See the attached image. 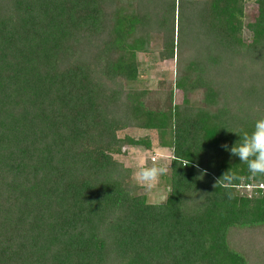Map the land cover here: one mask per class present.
Listing matches in <instances>:
<instances>
[{
    "label": "trees",
    "instance_id": "1",
    "mask_svg": "<svg viewBox=\"0 0 264 264\" xmlns=\"http://www.w3.org/2000/svg\"><path fill=\"white\" fill-rule=\"evenodd\" d=\"M262 116L264 0H0V264H264V177L223 147ZM127 129L176 157L162 202Z\"/></svg>",
    "mask_w": 264,
    "mask_h": 264
},
{
    "label": "clouds",
    "instance_id": "2",
    "mask_svg": "<svg viewBox=\"0 0 264 264\" xmlns=\"http://www.w3.org/2000/svg\"><path fill=\"white\" fill-rule=\"evenodd\" d=\"M233 132L240 136L239 141L230 149L227 145L223 147L233 156L239 157L241 163L247 165L250 178L264 177V116L255 121L251 131L239 129ZM174 160L176 161L175 156L153 155L151 158H147L144 155H139L136 158L133 178L139 185L150 191L158 186L162 176L169 173ZM240 179L242 178L229 170L217 183L223 181V186L230 188ZM232 198L233 194L230 192L229 199ZM165 199L168 200V197Z\"/></svg>",
    "mask_w": 264,
    "mask_h": 264
},
{
    "label": "rangeland",
    "instance_id": "3",
    "mask_svg": "<svg viewBox=\"0 0 264 264\" xmlns=\"http://www.w3.org/2000/svg\"><path fill=\"white\" fill-rule=\"evenodd\" d=\"M252 0H245L246 4H250ZM248 16L250 17L249 11ZM138 60L142 61L144 60V57L142 54H137ZM141 79L147 83L148 86L152 88L159 87L161 85L160 82H171L173 79V63L169 61L165 62H152V63H146L145 68L143 70V74ZM175 99H179L178 93H176ZM123 134H127L133 138H136L138 136L147 135L150 137L151 140V146L152 148L150 150H145L143 148L139 147H129L126 149V152L123 154L115 155V159L120 161L124 166L131 169L134 173L136 168V158L139 155H144L147 158H151L153 155H161V156H170L169 151L167 149L158 148L156 146V134L153 132H148L144 130L139 129H127L118 132L119 136H122ZM136 182V181H135ZM137 183V182H136ZM138 184V183H137ZM164 180L161 177L160 182L158 186L152 190H146L141 185L140 188L142 189V192L146 194V197L151 202H162L164 200V196L166 193V189L163 188ZM247 190L249 187H246Z\"/></svg>",
    "mask_w": 264,
    "mask_h": 264
},
{
    "label": "built area",
    "instance_id": "4",
    "mask_svg": "<svg viewBox=\"0 0 264 264\" xmlns=\"http://www.w3.org/2000/svg\"><path fill=\"white\" fill-rule=\"evenodd\" d=\"M257 187L260 188V189H263L264 188L262 184H259Z\"/></svg>",
    "mask_w": 264,
    "mask_h": 264
}]
</instances>
